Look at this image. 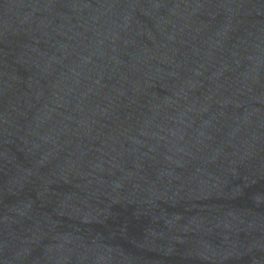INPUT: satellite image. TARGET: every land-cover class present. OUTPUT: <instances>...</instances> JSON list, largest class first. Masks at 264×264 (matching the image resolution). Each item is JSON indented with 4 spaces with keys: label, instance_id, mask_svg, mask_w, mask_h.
Returning <instances> with one entry per match:
<instances>
[{
    "label": "water",
    "instance_id": "water-1",
    "mask_svg": "<svg viewBox=\"0 0 264 264\" xmlns=\"http://www.w3.org/2000/svg\"><path fill=\"white\" fill-rule=\"evenodd\" d=\"M0 264H264V0H0Z\"/></svg>",
    "mask_w": 264,
    "mask_h": 264
}]
</instances>
